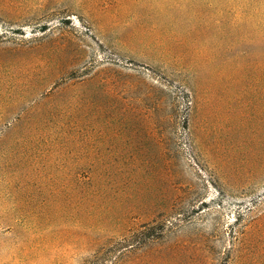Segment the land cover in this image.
<instances>
[{
    "label": "rangeland",
    "instance_id": "374dc122",
    "mask_svg": "<svg viewBox=\"0 0 264 264\" xmlns=\"http://www.w3.org/2000/svg\"><path fill=\"white\" fill-rule=\"evenodd\" d=\"M0 264H264V0H0Z\"/></svg>",
    "mask_w": 264,
    "mask_h": 264
}]
</instances>
